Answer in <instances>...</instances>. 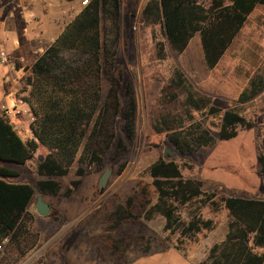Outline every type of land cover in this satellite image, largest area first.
<instances>
[{"label": "rangeland", "instance_id": "374dc122", "mask_svg": "<svg viewBox=\"0 0 264 264\" xmlns=\"http://www.w3.org/2000/svg\"><path fill=\"white\" fill-rule=\"evenodd\" d=\"M78 1L82 10L83 0ZM19 2L0 0V59L12 57L23 69L17 91L23 97L29 89L26 82L32 75L35 59L55 41L51 38L61 32L62 24L58 18L41 22L35 13L34 24H28L26 28L24 15L34 11L26 8L28 1ZM69 2L73 4L72 0ZM121 2L120 47L113 69L103 62V98L100 104L103 106L105 103L112 78H118L121 82L122 110L116 120L115 140L102 165L90 167L85 164V174L80 177L77 175L80 163L76 161L67 175L57 177L61 183L60 193L56 196L43 195L52 206L47 216L37 211L36 193L29 211L34 215L30 226L38 235V244L17 264H201L207 260L211 248L226 239L229 210L223 206L216 209L213 204H205L201 200L179 205L178 212L185 224L195 216L213 222L212 228H204L196 235L183 239L181 229L175 233L166 230V219L161 214L147 218V210L158 199L149 168L162 155L179 163L185 178L202 179L206 191L264 199V174L260 172L259 159L264 139V90L246 103L239 102L240 94L249 87L253 78L264 79V4L258 5L250 14L219 64L209 68L200 32L183 53H178L168 43L161 23L151 24L144 20L143 9L149 0ZM37 6L34 4L32 7L35 9ZM10 8L13 9L8 10ZM74 12L75 18L77 11ZM45 32L47 37H44ZM158 41L165 43L166 59L158 58ZM36 48L40 49L39 53L35 52ZM20 49L28 54H25L27 57L24 60L20 59ZM177 67L182 68L198 88L212 96L213 102L223 110L240 108L252 126L240 128L235 138L219 139L213 146L204 147L194 155L174 149L165 135L160 137L155 133L153 120L163 106L162 90ZM10 76L8 67L0 62V110L3 106L14 110L12 122L22 124L19 118H23L25 125L31 129L30 123L34 120L31 108V114L24 111L17 95L5 92L9 84L6 82L3 85V81ZM132 100L136 103V113L134 129L130 131L127 123ZM166 106L174 112L181 109V103ZM17 110L22 111L17 113ZM98 113L91 123L84 124L86 139L92 133ZM220 118L205 119L217 137ZM22 136L30 139L27 134ZM154 141H161V145H155ZM167 148L178 153L165 154ZM48 152V148L41 145L27 164L16 165L20 175L10 180L37 186L38 181L45 178L38 170L39 163ZM107 169L110 174L106 185L101 187L100 180ZM78 178L82 182L74 188L72 181ZM69 188L73 190L68 194ZM142 188L149 190L146 209L142 205ZM131 200L133 213L140 215L139 219L124 220L119 227L112 228L114 212L119 208H129ZM113 240L118 241L119 250L113 247ZM249 243L253 244L252 238ZM255 251L263 253L264 247H257ZM4 253L3 249L1 258Z\"/></svg>", "mask_w": 264, "mask_h": 264}, {"label": "trees", "instance_id": "16d2710c", "mask_svg": "<svg viewBox=\"0 0 264 264\" xmlns=\"http://www.w3.org/2000/svg\"><path fill=\"white\" fill-rule=\"evenodd\" d=\"M264 0H149L143 9L148 23H161L167 41L178 53H183L197 33L201 34L206 64L216 67L246 24L250 14ZM121 0H89L63 32L41 54L27 78L29 86L23 100L34 114L30 123L33 137L23 138L11 118L0 110V244L5 256L0 264H16L38 244V235L30 226L34 215L29 207L39 188L43 195L56 196L61 191L57 177L65 176L78 161L77 175L85 174L84 165L100 166L115 140V125L122 110L121 82L113 77L103 106L102 77L105 61L113 69L120 47ZM158 58L166 59L165 43H156ZM264 90V79L253 78L239 97L246 103ZM181 103L174 112L167 108ZM161 104L166 106L154 117L153 129L165 135L172 147L182 153L196 154L219 139L230 140L240 128L252 126L238 107L223 110L213 102L177 67L162 90ZM99 111V113H98ZM97 115L92 133L86 139L84 124ZM127 127L134 129L136 103L131 101ZM206 117H221L219 135L208 127ZM160 146L161 141H154ZM44 145L49 152L39 163L38 170L45 178L37 186L14 182L20 175L18 165L27 164ZM79 155V157H78ZM78 157V158H77ZM260 172L264 174V139L260 150ZM17 165V166H16ZM158 193L157 202L147 210V218L161 214L165 228L172 233L181 229V239L191 237L204 228H212V220L193 217L187 224L179 214V205L193 200L223 206L229 210V231L226 239L216 243L208 259L201 264H264V199L222 195L204 190V182L185 178L179 163L160 156L149 168ZM81 178L72 181L77 188ZM69 188L67 193L72 192ZM144 209L149 202V190L142 188ZM132 200L127 209L119 208L112 217L117 228L124 220H138L133 213ZM252 238L253 244L249 243ZM180 239V240H181ZM113 247L119 250L118 241ZM180 248V245H178ZM3 250H0L2 252Z\"/></svg>", "mask_w": 264, "mask_h": 264}, {"label": "crops", "instance_id": "0c3cea01", "mask_svg": "<svg viewBox=\"0 0 264 264\" xmlns=\"http://www.w3.org/2000/svg\"><path fill=\"white\" fill-rule=\"evenodd\" d=\"M24 1L25 2L28 1L26 8H31V11H34V13H37L38 19H41V22L44 20H49L50 18L52 20H54L56 18L60 19L61 20L60 24H62L61 32L63 31L64 27L74 18V14H75L74 11H77L76 14H78L81 11V9H79L80 3L78 0H72L71 3H73V4H71V5L69 4L70 3L69 0H46L45 2H43V4L41 3V5H40V3H34L32 0H20V2L18 4H22V3H24ZM34 4H38V6L35 9L32 7ZM12 9L13 8H10L8 10H12ZM34 22H35V20L30 22V24H34ZM61 32H59L56 36L52 37L51 40L54 41L61 34ZM43 34H44V37H47L46 32ZM39 51H40V49L36 48L35 52L39 53ZM19 53L21 54L20 59H22V60L26 59V57L28 56L26 50H24V49H20ZM10 60H11L10 64L9 63L4 64L5 66L8 67V70H9L10 75H11L9 79H5L3 81V85L6 82L9 84L8 89L5 92L6 93L14 92L17 95L19 102L22 103V105H23L22 109L24 111H29L31 114L29 104L26 103L23 100V98L17 92L18 91V83H19L20 77L23 73V69H21L17 66L16 62L13 60L12 57H10ZM7 77L8 76H6V78ZM19 120L21 121L20 123L25 124L24 123L25 119L19 118ZM40 264H43V263L41 262Z\"/></svg>", "mask_w": 264, "mask_h": 264}, {"label": "built area", "instance_id": "2783aa9c", "mask_svg": "<svg viewBox=\"0 0 264 264\" xmlns=\"http://www.w3.org/2000/svg\"><path fill=\"white\" fill-rule=\"evenodd\" d=\"M32 1L33 2H45L46 0H32ZM88 3H89V0H83L84 6L87 5ZM24 19H25V22L27 24L26 25V28H27L28 27V24H30V22H32V21H34L36 19V14L34 12H28V13L26 12V14L24 15ZM0 62L3 63V64H7V63H10L11 60H10V57L5 56V57H3V58L0 59ZM2 111H4L7 114V116H9L10 118L15 115V111L9 109L6 106H3L2 107ZM21 111L22 110H17L16 112L17 113H20ZM13 124H14L17 132L21 136L24 135V134H27L30 138H32L33 132H32V130L27 125H25V124H18V123H14V122H13ZM7 242H8V239H5L4 242L2 244H0V250H3L4 249V244L7 243Z\"/></svg>", "mask_w": 264, "mask_h": 264}, {"label": "water", "instance_id": "95a60500", "mask_svg": "<svg viewBox=\"0 0 264 264\" xmlns=\"http://www.w3.org/2000/svg\"><path fill=\"white\" fill-rule=\"evenodd\" d=\"M177 153L178 152L176 150H172L170 148H167L165 151V154H170V155H174ZM109 174H110V170L107 169V171L105 172V174L102 176L100 180L101 187H104L106 185ZM36 193L38 194V198L36 202L37 211L40 215L47 216L52 211V206L50 205V203L44 200L43 194L41 193L39 188H36Z\"/></svg>", "mask_w": 264, "mask_h": 264}]
</instances>
